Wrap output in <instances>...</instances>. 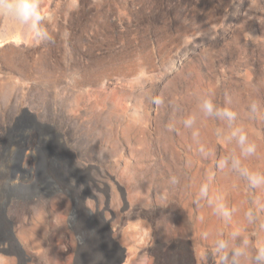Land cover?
Masks as SVG:
<instances>
[{
    "label": "rangeland",
    "instance_id": "374dc122",
    "mask_svg": "<svg viewBox=\"0 0 264 264\" xmlns=\"http://www.w3.org/2000/svg\"><path fill=\"white\" fill-rule=\"evenodd\" d=\"M39 3L49 38L0 17V224L11 222L25 264H106L122 255L108 235L122 264H218L202 258L203 231L255 241L244 213L264 190L219 167L239 149L199 104L236 113L257 146L243 164L264 171V0ZM42 151L60 165L44 171L48 195L36 176ZM203 183L224 194L226 223L197 198ZM11 253L0 264H23Z\"/></svg>",
    "mask_w": 264,
    "mask_h": 264
},
{
    "label": "clouds",
    "instance_id": "9594fccd",
    "mask_svg": "<svg viewBox=\"0 0 264 264\" xmlns=\"http://www.w3.org/2000/svg\"><path fill=\"white\" fill-rule=\"evenodd\" d=\"M0 17L27 30L32 37L49 38L39 27L41 20L45 18L39 0H0ZM199 108L205 116L216 117L226 122L228 130L226 132L218 130V136L224 143L235 141L239 149V154L233 151L221 158L219 167L230 168L246 183L247 188L264 190V171L252 170L243 164L242 158L254 156L257 146L249 140L244 128L234 125L236 113L229 107H218L210 98H202ZM257 110L258 105L254 101L251 102L248 106L250 118ZM193 122V118L189 117L184 123L190 127ZM200 151L205 150L201 147ZM197 198L206 200L212 214L221 221L226 223L229 220L231 211L224 202L222 192L210 193L209 185L203 183L200 185ZM259 208H264V204L258 203L257 208L249 207L244 213L247 222L256 227L255 241L243 235L239 229H232L226 233L223 229L215 233L203 231L200 234L201 239L208 241L210 247L204 250L202 258L207 260L209 255H212L218 264H264V221L257 224Z\"/></svg>",
    "mask_w": 264,
    "mask_h": 264
},
{
    "label": "water",
    "instance_id": "95a60500",
    "mask_svg": "<svg viewBox=\"0 0 264 264\" xmlns=\"http://www.w3.org/2000/svg\"><path fill=\"white\" fill-rule=\"evenodd\" d=\"M48 152H50V151L48 150ZM42 166H43L42 163L39 161L36 165V176L40 179L39 182L41 183V188L44 190V193L46 195H48L49 193L46 192L45 190L47 188H49V186L52 184V180L50 179V177L47 174H43V170H42L43 167ZM48 166L53 170L54 173H57V174L60 173L59 172L60 165L57 161V158H55L52 155H50V160L48 161ZM61 179L64 180L66 178L63 175L61 177ZM9 191H12V186L9 187ZM90 196L93 197L92 195H90ZM5 203H6V201H4L2 203V205L0 206V215L2 217H5ZM87 214H88L87 215L88 227L90 228V231L92 232L94 230V226H91V224H90L92 221V218H91L92 213L89 210H87ZM74 216H75L74 212L71 211L69 214V217H68V222H70ZM107 231L110 233L111 230L109 227H107ZM76 238H77L78 242H80L82 240L79 234H77ZM108 239L111 243H113L114 245H116L120 249V251L122 252V255L119 258L112 257V259L107 261V264H122L124 261V248L120 247L116 243V241H114L112 239V237H110V235H108ZM5 241H7V245L0 248V252H2L3 254H6V255H11V254H13V253H11V250H15L14 254L16 256H21V257L26 256V254L23 251L20 243L18 242V239L15 236V233L12 229L11 222H8L7 226H5V227L2 224H0V243L2 245H5ZM26 259H27L26 257L23 259V264H25Z\"/></svg>",
    "mask_w": 264,
    "mask_h": 264
},
{
    "label": "bare ground",
    "instance_id": "6f19581e",
    "mask_svg": "<svg viewBox=\"0 0 264 264\" xmlns=\"http://www.w3.org/2000/svg\"><path fill=\"white\" fill-rule=\"evenodd\" d=\"M42 150V149H41ZM49 154H51L50 152H49ZM38 155V154H37ZM43 155V156H42ZM50 160V155L48 156V158H47V156H46V154H45V151H42L41 153H40V157H39V161L42 163V170H43V174H44V171H45V169L48 171V169L50 170V171H52L53 172V170L48 166V161ZM31 170H32V172L33 171H35V168L34 167H31ZM8 176V175H7ZM33 178H34V176H32ZM4 178H6L5 176L3 177V178H1L0 177V183L4 180ZM32 178V179H33ZM13 188V187H12ZM107 264V263H106Z\"/></svg>",
    "mask_w": 264,
    "mask_h": 264
},
{
    "label": "flooded vegetation",
    "instance_id": "af4514ba",
    "mask_svg": "<svg viewBox=\"0 0 264 264\" xmlns=\"http://www.w3.org/2000/svg\"><path fill=\"white\" fill-rule=\"evenodd\" d=\"M6 205H7V203H6ZM7 208V207H6ZM1 244V243H0ZM7 245V241H5V245L4 246H6ZM119 257H121V255L119 254V255H116V258H119Z\"/></svg>",
    "mask_w": 264,
    "mask_h": 264
}]
</instances>
